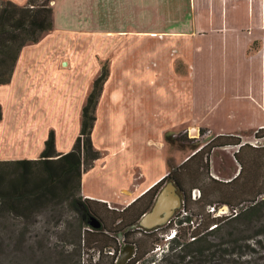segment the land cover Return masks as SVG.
Segmentation results:
<instances>
[{
	"label": "rangeland",
	"instance_id": "rangeland-1",
	"mask_svg": "<svg viewBox=\"0 0 264 264\" xmlns=\"http://www.w3.org/2000/svg\"><path fill=\"white\" fill-rule=\"evenodd\" d=\"M19 1L21 0H15V3L18 5ZM132 1L136 2V0ZM235 1V7L229 6V9L236 10L230 14L228 21L243 25L247 29L255 26H259V29L263 27L262 33H264V0ZM63 3V0H54L51 3L52 6L56 4L53 6L55 27L53 30L45 32L38 42L27 44L26 47L31 48L24 52L26 55L40 59L35 63V66L41 70V74L46 71L48 74L47 93L49 96L47 100L52 101L49 107L54 109V121L49 125V130L52 128L61 134L59 139L60 151L69 152L72 150L79 131V128H75L78 120L73 118H79L80 112L72 110L68 113L65 110V104L78 105L82 91L92 89L93 81L102 74L103 68H106L108 76L104 82L103 90L114 91L117 97L114 101L111 100L110 94L105 96L108 101H112L111 107H101L99 121L96 124L97 128H95V142L99 145L97 150L101 153L102 160L84 173L87 174L86 178L91 186L109 187L110 176L116 178L114 183L118 184L124 172L127 171L128 174L135 175L133 188L138 190L134 192L132 198L136 197L140 190L145 188L144 185L136 188L137 184L147 180L152 169H157L159 160L163 159L161 163L162 165L165 164L169 171L182 159L199 152L200 148L207 144L214 143L215 136H211L208 130L204 128L199 129L198 133H191L192 127H173L174 119L187 115L181 107L173 111L176 98L171 95L174 89L180 90L179 81L161 80V77L154 78L153 85H150L148 81L145 88L150 91L156 90L161 82L160 96L149 92V99H147L150 100L149 107L138 106V113L134 114L127 111L124 101L126 89L130 87V83L126 84L125 71L130 65L127 66L124 62V56L126 57L128 53H131V49L126 47V44L131 41V32L127 30L128 22L134 24L136 21L118 13L112 22L108 21V23L103 24V27H105L104 30H120L110 32V34L102 31L99 33L94 30L97 28V24L94 23L93 12L90 9L86 12L83 11L80 16L82 20L87 18L82 29H76L73 32L64 31L62 27L69 26L72 17L78 19L79 7L78 5L74 7L75 12L73 10L65 12ZM157 11L164 10L151 9L149 16L151 20L158 16ZM184 11L185 9L180 14L184 13V18H186L187 12ZM150 24L156 26V23L151 22ZM150 34L152 33L146 34V36ZM144 38L146 41H148L147 38L153 39L155 44L168 40L164 33ZM134 40L135 38H132V42ZM107 44H119V46L112 50L110 47L105 48ZM147 45L149 44L147 43ZM134 48L135 54L137 52L140 55L143 54L142 48ZM165 50L171 53L174 49ZM96 51L98 53L95 54V59L90 61L88 56ZM117 55L123 56V59L117 60L122 62H114ZM43 56L57 58V62L45 63ZM54 65L53 71L47 70ZM112 69H116L118 79L124 80L117 82L110 80L109 85L106 86ZM92 75L96 76L93 81L90 79ZM242 100L241 102H243ZM38 101L43 100L39 99ZM66 113L71 120L68 121L67 125H64L61 118ZM229 114L232 120H228V125L213 122L212 128L216 131L227 130L221 128L235 130L240 136L245 137L241 140L242 143L261 147L262 151L258 153L260 163L254 169V166L247 162L249 155L251 157L253 152L243 154L242 159L246 161L245 171L237 182L230 187L211 181L213 177L219 181L229 182L238 175L237 160L235 161L233 158L236 149L228 145L229 140H217L218 143L227 144L219 148L210 147L208 154H204L202 151L204 155H199L190 163L189 166H192L190 171L193 173H191V179L184 181L186 195L183 191V198L186 197L184 199L185 206L179 198V207L176 208L174 214L173 210L171 215L180 214L177 212L184 208L194 223L202 219L200 223L205 224L208 220L215 219L206 212L210 207H215L217 212L220 211L225 214L216 218L222 221L214 233L208 234L206 245L210 246V251L206 252L200 261L198 258L192 260L188 257L185 260H179V258L167 254L171 244L166 241V234L174 227L173 223L167 226H165L166 224L158 226L160 228L155 227L158 229L153 230V228L151 232L147 233L144 232V228H140L142 233H138L139 231L135 230L133 226L119 232L111 221L114 219V215H111L108 209L100 203H92V208L97 212L94 211L96 216L106 219L110 231L103 226L101 229L107 231L113 240L111 244L101 248L100 243L90 242L91 237L87 240V234L84 232L91 227L86 219L83 220L82 217L80 219L67 202H54L38 207L34 212L24 213V216L20 213L0 216V264H125L135 253L132 246L135 242H138L139 253L142 257V260L137 264H264V204L258 205L264 199V194H262L264 192V134L261 131L258 133V137H255V123L264 116V113L253 110L240 112L239 116L235 115L237 113L234 111H229ZM227 115L228 113L225 114V116ZM180 121L181 119L176 124H182ZM163 130H165V146L163 151H158L155 140ZM166 136H168L170 143L166 141ZM174 137L178 139L175 143L171 139ZM232 141L234 140H231V143ZM201 161L204 163L208 161V163L206 166L202 164L203 166L199 167ZM8 169L6 168V170ZM141 173L144 175V180L137 179ZM169 185L170 182H167L164 187ZM171 185L173 184L171 183ZM194 188L200 192L198 200L191 198V190ZM169 193L172 196L175 191ZM126 204H112L111 207L109 205L108 207L121 210L129 205ZM250 206H254V209L249 215L234 219L235 211L239 213ZM144 207L145 202L141 200L137 202L131 213L141 211ZM214 224L215 222L211 226L215 227ZM133 229L136 232L134 231L135 233L123 243L124 232ZM118 241L121 243V252L113 263L109 252L112 251ZM99 255L100 260L98 259ZM179 261L182 262L179 263Z\"/></svg>",
	"mask_w": 264,
	"mask_h": 264
},
{
	"label": "crops",
	"instance_id": "crops-1",
	"mask_svg": "<svg viewBox=\"0 0 264 264\" xmlns=\"http://www.w3.org/2000/svg\"><path fill=\"white\" fill-rule=\"evenodd\" d=\"M9 1L15 3V0ZM63 2L65 12L71 10L75 12L74 7L76 5L79 7L78 19L72 17L71 22H69L70 25L62 27L64 31L73 32L76 29H82L87 18L82 20L80 16L83 11L86 12L90 9L93 12L94 23L97 24V28L94 30L99 33L102 31L110 34V32L120 30H104L105 27H103V24L108 23V21L112 22L118 13L136 21L134 24L128 22L127 26V30L131 32V41L126 44V47L131 49V53H128L126 57L124 56V62L127 66L130 65L125 71L126 84L130 83V87L126 89L124 101L127 111L134 114L138 113V106L149 107L150 100H147L149 99V92L160 96L161 82L154 91L147 90L145 85L148 81L150 85H153L154 78L161 77V80L170 79L180 83V90L174 89L172 91L171 96L176 98L173 111L181 107L187 115L173 120L174 124L172 125L175 128L195 127L198 131L204 128L208 130L211 136L234 135L243 140L245 137L240 136L235 130H228L229 128H221L227 130H214L212 123L221 122L223 125H228V120H232L229 111L236 112L235 115L237 116L240 112L253 110L264 113L263 27L259 29V26H255L247 29L243 25L230 23L228 21L229 16L236 9H229V6L235 7V0H136L135 3L132 0H63ZM26 4L27 0L18 2L20 6ZM154 8L164 11H157L158 16L151 20L149 16L151 9ZM183 9L187 12L186 18H184V13L180 14ZM160 17H162L161 20ZM55 21L53 15L54 27ZM151 22L156 23V26L151 25ZM149 33L152 34L146 36ZM160 33H164L168 40L155 44L153 39L147 38L148 41H146L144 38L154 37ZM132 38H135L133 42ZM118 46L119 44H107L105 48L110 47L114 50ZM25 47L21 49L18 55L11 81L8 84L0 85V107L2 111L0 161L37 159L44 150L45 142L51 131L55 135L57 152H64L60 151L59 148L61 134L55 129L49 130V125L54 121V109L49 107L52 101L47 100L49 96L47 93V71L41 74V70L35 66V63L40 59L24 54L26 50L31 48ZM134 47L142 48L143 54L140 55L138 52L135 54ZM165 49L174 50L168 53ZM96 53L98 51L92 52L88 59L93 61ZM43 57L45 63L57 62V58ZM115 57V63L122 62L117 61L119 58L123 59L122 55ZM54 67L55 65L47 68V70L53 71ZM117 76L116 69H112L106 86L109 85L110 80L119 81ZM95 77L92 75L91 81ZM90 89L82 91L78 105L65 104V110L68 113L72 110L80 112L79 118H73L78 120L75 128H79V131L81 109L86 104ZM109 94L111 100L116 101L117 94L105 89L96 107V121L92 130V141L96 149L99 145L95 142V128H97L96 124L99 121L101 107H111L112 101L105 98ZM39 99L43 101H38ZM227 113L228 115L225 116ZM61 119L64 125H67L68 121L71 120L67 113L63 114ZM179 119H181L180 123L182 122V124H176ZM255 127L256 130L264 128V116L259 118ZM164 133L165 130L156 137L155 145L158 151L164 150ZM75 134L76 131L73 135L75 136ZM235 149L237 151L238 147ZM186 159H182L177 164L175 162V167L182 164ZM101 160L100 157L94 164H98ZM161 160H159L157 169H152L147 180L137 184L136 188H140L142 185L145 188L141 189L136 197L132 198L134 192L138 190L133 188L135 175L132 176L127 171L124 172L118 184L114 183L116 178L110 176L109 187L91 186L88 184L87 174L83 173L81 197L95 202L107 203L110 207L112 204L127 203L126 205H130L168 173V169L165 164L162 165ZM137 179L144 180V175L141 173Z\"/></svg>",
	"mask_w": 264,
	"mask_h": 264
},
{
	"label": "trees",
	"instance_id": "trees-1",
	"mask_svg": "<svg viewBox=\"0 0 264 264\" xmlns=\"http://www.w3.org/2000/svg\"><path fill=\"white\" fill-rule=\"evenodd\" d=\"M53 1L54 0H27L26 5L19 6L9 0H0V85L8 84L11 81L13 68L21 49L27 44L38 42L45 32L53 30V6L51 5ZM107 76L108 70L103 68L102 74L93 81L92 89L87 96L86 104L82 108L80 131L71 151L57 152L55 135L54 132L51 131L45 142L44 150L37 159L0 161V216H11L19 213L24 216V213L34 212L38 207L48 203L67 202L69 207L78 214L80 219L82 217L84 220V216L90 214L92 217L102 222V226L110 231L106 219L100 216L98 218L95 214L96 210L91 206L92 203H100L108 209L111 215H114V219L111 221H113V224L116 226L115 229H118L119 232L125 230L127 227L133 226L135 230L139 231L138 233H142L139 225L140 220L144 214L152 209L154 200L155 198L157 199L159 195L158 190L162 184L166 180H170V182H174L180 190L184 191V181L191 179V173H193L190 171L192 170V166H189L190 163L198 158L199 155H202L203 152L204 154H208L210 147L219 148L227 144L218 143L217 140L226 139L229 140V146L238 147V150L233 153V158H235V161L237 160L236 163L239 169L238 175L229 182L219 181L212 177V183L230 187L237 182L241 174L245 171L246 161L242 159L245 153L253 152L251 157L249 155L247 162H250V164L254 166V169L259 165L260 158L258 153L262 151L261 147H253L244 144L238 136L218 135L214 137V143L211 145L207 144V147L204 146L200 148L199 152L188 157L175 169L174 167L170 168L168 173L161 180L122 210L111 209L108 207L107 203L83 199L81 197L82 175L101 157V153L93 144L92 130L96 121V107ZM1 118L2 111L0 107V120ZM261 131L264 134V128L256 130V138ZM165 139L167 142L169 141L168 136H166ZM171 139L174 143L178 141L176 137ZM231 140L234 141L231 143ZM168 143H170V141ZM207 163L208 161H205V163L202 162L199 164V167L203 166L202 164L206 166ZM6 168L9 169L6 170ZM193 190H195V188L191 190V198ZM262 194H264V192ZM184 199L182 202L183 206H185ZM141 200H144L145 207L141 211L132 214L131 212L135 205ZM263 204L264 199L260 201L258 205L261 206ZM254 206H250L246 210L237 213L234 219H240L247 214L249 215L254 209ZM188 219H190V217ZM221 221L220 219H211L205 224L200 223L194 229L188 226L179 227L177 237L170 241L171 246L167 250V252H169L167 254L179 258V260H185V258L188 257L192 260L198 258V261H200V258L203 257L206 252L210 251V246L206 245L208 242V234L214 233L218 229ZM213 222H215L214 225L216 226L210 229ZM181 223L182 221H179V224ZM134 229L124 232L123 243L136 232ZM144 232H151V230L148 231V229H145ZM84 234H87V240L91 237L90 242L95 241L98 244L100 243L101 248L108 246L113 241L109 233L101 228L93 229L91 227V229L85 230ZM186 240H188V242H186ZM132 246L135 253H133L125 264H137L142 260L141 254L139 253L138 242L133 243ZM120 252L121 243L118 241L117 244L115 243L112 251L109 252L113 263H115ZM100 258L99 255L98 259L100 260ZM181 262L182 261H179V263Z\"/></svg>",
	"mask_w": 264,
	"mask_h": 264
},
{
	"label": "water",
	"instance_id": "water-1",
	"mask_svg": "<svg viewBox=\"0 0 264 264\" xmlns=\"http://www.w3.org/2000/svg\"><path fill=\"white\" fill-rule=\"evenodd\" d=\"M190 132L198 133V130L196 128H192ZM174 190L175 187L170 183L169 186L166 188L164 187L160 191L151 211L144 214L140 220L139 225L141 228L151 230L155 227L164 225L168 221L171 217L172 210L179 205V197L175 193L172 196L169 195V192ZM93 220L94 221L92 223H89L90 227L93 229H100L102 227L101 222L96 218Z\"/></svg>",
	"mask_w": 264,
	"mask_h": 264
},
{
	"label": "built area",
	"instance_id": "built-area-1",
	"mask_svg": "<svg viewBox=\"0 0 264 264\" xmlns=\"http://www.w3.org/2000/svg\"><path fill=\"white\" fill-rule=\"evenodd\" d=\"M200 198V193L198 190H193L192 191V199L193 200H198ZM226 209V207H225ZM207 214H210L213 218L215 217V219L217 217H222L224 216L225 214L220 212V211H216L215 207H210L209 209L206 210ZM177 213H180V214H175L174 216L170 217L168 219V221L165 223L167 225L173 223L174 224V227L172 229H170L167 234H166V241L167 242H170L171 240L175 239L177 237V233H178V228L181 227V226H188L190 227L191 229H194L196 228L200 222L202 221V219L199 220V222L197 223H194V220L190 217L189 218V213L186 212L184 210V208H181L180 211H178ZM234 214L236 215L237 214V211L234 212ZM179 221H182L181 224H179ZM214 228L213 226L210 227V229ZM156 230V229H155Z\"/></svg>",
	"mask_w": 264,
	"mask_h": 264
},
{
	"label": "flooded vegetation",
	"instance_id": "flooded-vegetation-1",
	"mask_svg": "<svg viewBox=\"0 0 264 264\" xmlns=\"http://www.w3.org/2000/svg\"><path fill=\"white\" fill-rule=\"evenodd\" d=\"M177 167V166H176ZM176 167H174V169L176 168ZM167 182H170V180H166L163 184H162V186L159 188V190H158V193H160V191L164 188V186H165V184L167 183ZM170 183H172L173 184V186L175 187V194L181 199V201L180 202H183V190H180V188L174 183V182H170ZM184 193H185V190H184ZM185 195H186V193H185ZM157 196V195H156ZM156 201V198H155V200H154V202ZM153 205V204H152ZM182 205V204H181ZM179 206H177L176 208H178ZM176 208H174L172 211H173V214L176 212ZM171 217H172V215H171ZM84 219H86V221H87V223L89 224V223H92L94 220V217H92L90 214H87V215H85L84 216ZM158 228H160V227H158ZM158 228H154L153 230H155V229H158ZM129 260V259H128Z\"/></svg>",
	"mask_w": 264,
	"mask_h": 264
}]
</instances>
